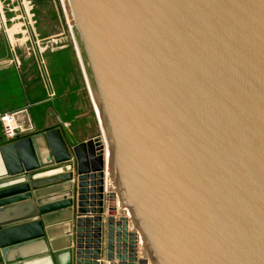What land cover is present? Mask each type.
<instances>
[{"label":"water","instance_id":"95a60500","mask_svg":"<svg viewBox=\"0 0 264 264\" xmlns=\"http://www.w3.org/2000/svg\"><path fill=\"white\" fill-rule=\"evenodd\" d=\"M65 3L99 127H41L73 159V264H264V0ZM28 139L0 143L13 172Z\"/></svg>","mask_w":264,"mask_h":264},{"label":"crops","instance_id":"0c3cea01","mask_svg":"<svg viewBox=\"0 0 264 264\" xmlns=\"http://www.w3.org/2000/svg\"><path fill=\"white\" fill-rule=\"evenodd\" d=\"M13 70L17 71L11 66L9 55H4V51L1 50L0 89L2 85L4 86L2 83H8L4 82L5 74L13 77ZM17 110L23 112L17 116L21 129L17 131L18 136L15 140L29 138L27 145H30L29 148L33 147L39 163L29 170L23 168L21 171L13 172L14 164L8 165L0 149V193L3 192L0 194V235L5 241L16 243L6 252V259L8 264H73V255L71 261V253L68 251L71 245L68 243L74 233L73 225L71 230L70 223L72 218L73 224L74 207L68 205L65 197L68 185L65 172L70 169L74 171L73 167L71 168L73 159L70 157L63 161L54 160L47 144V131L41 130V124L32 121L29 114L25 113V107L17 108V105L7 104L0 99L1 112ZM56 116L53 112L47 111L44 124L56 137L60 135L64 142L65 134L60 130L59 133L56 132L59 122L66 125L76 142L94 136L88 134L85 128L87 123L89 125V118L76 117L85 120L86 124H76L74 126L77 127L71 128L70 119ZM6 141L8 140L3 134L0 121V143ZM66 147L68 149L67 145ZM17 164V169L23 167L21 159H17ZM70 213L71 218L68 216Z\"/></svg>","mask_w":264,"mask_h":264},{"label":"rangeland","instance_id":"374dc122","mask_svg":"<svg viewBox=\"0 0 264 264\" xmlns=\"http://www.w3.org/2000/svg\"><path fill=\"white\" fill-rule=\"evenodd\" d=\"M66 10L62 0H0V49L17 69L13 77L6 71L0 99L25 107L41 126L47 111L70 119L71 128L86 124L76 117L89 118L87 133L97 136Z\"/></svg>","mask_w":264,"mask_h":264},{"label":"built area","instance_id":"2783aa9c","mask_svg":"<svg viewBox=\"0 0 264 264\" xmlns=\"http://www.w3.org/2000/svg\"><path fill=\"white\" fill-rule=\"evenodd\" d=\"M22 112L23 110L13 112L0 111V121L2 123L3 134L7 140L16 139L18 136L17 131L21 129V124L18 123L17 116Z\"/></svg>","mask_w":264,"mask_h":264},{"label":"bare ground","instance_id":"6f19581e","mask_svg":"<svg viewBox=\"0 0 264 264\" xmlns=\"http://www.w3.org/2000/svg\"><path fill=\"white\" fill-rule=\"evenodd\" d=\"M63 1V5H64V7H65V9H67V6H66V3H65V0H62ZM67 12H68V9L66 10ZM68 14H69V12H68ZM69 18H70V15H69ZM70 21H71V18H70ZM71 24V23H70ZM71 28V27H70ZM78 54V53H77ZM76 54V55H77ZM95 109H96V113H97V115H98V109H97V107L95 106ZM108 153V152H107ZM107 181H108V179H107Z\"/></svg>","mask_w":264,"mask_h":264},{"label":"flooded vegetation","instance_id":"af4514ba","mask_svg":"<svg viewBox=\"0 0 264 264\" xmlns=\"http://www.w3.org/2000/svg\"><path fill=\"white\" fill-rule=\"evenodd\" d=\"M53 113H54V111H53Z\"/></svg>","mask_w":264,"mask_h":264}]
</instances>
